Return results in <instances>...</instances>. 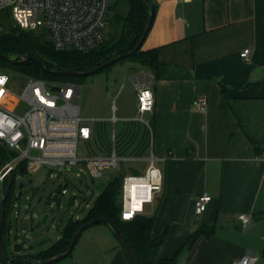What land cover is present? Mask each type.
<instances>
[{"label":"crops","instance_id":"obj_1","mask_svg":"<svg viewBox=\"0 0 264 264\" xmlns=\"http://www.w3.org/2000/svg\"><path fill=\"white\" fill-rule=\"evenodd\" d=\"M149 1L154 12L142 49H154L162 67V76L153 77L154 109L137 122L136 107L117 132L119 121L112 124L121 157L145 159L151 152L163 174L145 215L154 216V230L165 240L147 262L177 254L175 264H229L256 255L264 247V0ZM243 49L250 50L248 60L240 58ZM141 71L152 75L144 66ZM200 95L207 98L204 111L193 105ZM100 141L94 134L87 144ZM203 193L210 202L197 215L194 199ZM15 208L13 200L5 213L4 250L31 256L34 247L21 241ZM240 214L249 219L245 228ZM201 228L212 233L185 249ZM92 235L90 251L76 254L81 264H133L108 226Z\"/></svg>","mask_w":264,"mask_h":264},{"label":"built area","instance_id":"obj_2","mask_svg":"<svg viewBox=\"0 0 264 264\" xmlns=\"http://www.w3.org/2000/svg\"><path fill=\"white\" fill-rule=\"evenodd\" d=\"M112 0H0V10L10 8V20L22 30L47 31V37L55 51L88 52L100 46L106 39L107 13ZM38 16L40 18H38ZM250 50L243 49L240 58L248 60ZM25 80L13 82L0 71V146L10 153L0 167V185L6 176L24 171L34 174L43 166L54 171L57 176L69 168L83 165L86 172L95 179L102 177L101 171L118 168L123 158L118 154L116 138L106 152L97 155H79V143L94 139L93 119L82 118L77 100L80 88L74 84H46L45 79L26 76ZM137 99L135 121L142 122L145 112L154 109L153 76L139 70L130 78ZM56 88V90H54ZM194 108L204 111L207 98L197 96ZM112 124L116 119L112 117ZM150 129V124L145 123ZM147 166L141 174L124 175L121 181L120 219L129 221L145 214L160 193L163 184L162 171L155 165L152 153L145 158ZM76 180L82 178L76 174ZM68 190L59 186L51 197L67 195ZM210 197L197 195L194 212L202 214ZM241 227L245 228L249 219L238 215ZM259 257L248 253L229 264H258ZM0 264H2L0 259ZM72 264H80L73 262Z\"/></svg>","mask_w":264,"mask_h":264},{"label":"rangeland","instance_id":"obj_3","mask_svg":"<svg viewBox=\"0 0 264 264\" xmlns=\"http://www.w3.org/2000/svg\"><path fill=\"white\" fill-rule=\"evenodd\" d=\"M113 2L114 0L111 1L107 13L108 26L105 31L106 39L104 42L108 41L115 28L114 14L116 10L112 7ZM0 18L4 19V24L12 25L9 7L0 10ZM38 18L40 17L38 16ZM39 33H44L47 36V31L43 28L39 30ZM141 66L140 62L128 57L96 73L76 80L45 79L46 84L70 83L79 87L80 95L77 100L79 114L82 118L95 121L94 134L101 141L96 145L94 143H79V155L84 156L87 153L97 155L102 148L109 147L106 142L111 143L112 141V117H116V120L119 121L114 126L117 132L123 123L122 118L135 116L137 99L130 78L134 73L141 70ZM0 71L6 73L13 82L26 79L22 72L5 64L4 61L0 62ZM0 153L6 157V160L10 156V153L1 146ZM118 165L116 169L108 168L101 171L102 177L99 179L92 178L83 165L73 166L58 176L54 171H50L47 166L41 167L34 174L16 172L12 186L16 207L13 211V217L17 221V212L21 214V230H23L21 241L24 239L28 242L29 247H34V253L47 248L59 238L61 231L70 221L81 219L88 214L89 209L94 205L109 179L119 174H141L147 166V161L140 158L128 159L120 161ZM76 174L82 178V184L77 182ZM20 183L23 184L22 187H19ZM63 185L67 188L68 194L52 198L51 194ZM2 193L3 185H0V198ZM71 198L74 199L72 204L69 202ZM45 214L48 215V218L43 225L40 221ZM30 215L33 216V221L29 218ZM103 226L105 225L97 223L82 231L76 239L70 255L51 264H72L76 261L81 264L82 262L77 260L76 254L84 253L86 250L90 251L91 244L93 241L95 242L92 233ZM256 253L261 257V250Z\"/></svg>","mask_w":264,"mask_h":264},{"label":"trees","instance_id":"obj_4","mask_svg":"<svg viewBox=\"0 0 264 264\" xmlns=\"http://www.w3.org/2000/svg\"><path fill=\"white\" fill-rule=\"evenodd\" d=\"M112 7L116 10L113 33L110 34L107 42L88 52L55 51L44 33L22 30L13 24L6 25L4 24V19L0 18V55L4 56V59L0 58V62L4 61L5 64L12 66L29 77L48 80L79 79L80 77L77 76L49 75L44 73L33 62L19 63L18 60L21 55H29L38 59L48 70L84 72L115 56L131 51L147 25L150 14L149 6L142 0H114ZM131 57L149 69L153 77L162 76V74H158L162 67L158 62L154 49L144 50L141 45ZM8 59L13 62L7 61ZM255 148L260 151L262 147L255 145ZM0 160L2 162L6 161V157L2 153H0ZM15 173L13 172L12 174L13 180ZM19 173L24 174L25 172L21 170ZM123 176V174H119L109 179L102 188L94 205L89 209L88 214L81 219L70 221L61 231L60 238L54 243L31 256H7L9 262L11 264H31L33 262L31 258L34 261H41L57 256L65 252L71 236L79 226L92 218H105L114 224L122 237L134 250L141 264H150L147 262V254L151 249L159 247L164 242L165 233L158 234L154 230V216L142 214L129 221L120 219V209L116 206V202ZM5 186L6 182L3 183V189ZM12 186L10 196L6 201L5 213L14 198ZM4 222L5 214L2 225L3 246L5 244L3 239ZM211 233V228L198 229L188 237L183 247L189 249L198 237L202 235L209 236ZM176 256L177 254L169 259L160 260L157 264H175ZM261 257L264 258V247L261 249Z\"/></svg>","mask_w":264,"mask_h":264},{"label":"water","instance_id":"obj_5","mask_svg":"<svg viewBox=\"0 0 264 264\" xmlns=\"http://www.w3.org/2000/svg\"><path fill=\"white\" fill-rule=\"evenodd\" d=\"M144 3H146L149 6L150 9V14H149V20L147 22V25L145 26L142 35L140 36L137 44L134 46V48L125 53V54H120L118 56H115L113 58H111L110 60L92 68L89 70H86L84 72H72V71H57V70H48L46 69L42 63L29 55H21L18 62L19 63H24V62H33L35 63L44 73L49 74V75H53V76H59V75H68V76H77V77H85L88 76L90 74L96 73L98 71H100L101 69H104L112 64H114L115 62L124 59V58H128L131 57L135 54V52L140 48V46L142 45L144 38L146 36V34L148 33L149 29H150V25L152 22V17H153V6L150 3L149 0H142ZM0 58L4 59L3 55H0ZM9 62H13L12 60H7ZM54 90H56V88H54ZM0 166H4V162H2L0 160ZM78 183L81 184V180H78ZM13 184V175L10 173L6 176V186L3 189V193L2 196L0 198V259L2 264H11L6 256L5 250H4V246H3V241H2V225H3V220H4V214H5V206H6V201L10 196L11 193V186ZM23 184L20 183L19 187H22ZM73 198L69 199V202L72 204L73 203ZM116 206L119 207L120 206V194H118V199L116 202ZM48 218V215L45 214L42 216L40 223L41 224H45L46 220ZM97 223H102L105 224L106 226L109 227L111 233L113 234V236L116 238V240L118 241L119 245L123 248V250L129 255V257L131 258L132 262L134 264H141L139 258L137 257L136 253L134 252V250L131 248V246L127 243V241L122 237V235L119 233V231L116 229V227L114 226V224L105 219V218H92L88 221H86L85 223H83L81 226H79L75 232L73 233V235L70 238L69 241V245L67 247V249L65 250V252L51 257L49 259H45V260H41V261H35L32 262L31 264H51L54 263L60 259H63L65 257H67L71 251V248L73 247L76 239L78 238V236L81 234L82 231H84L85 229L91 227L94 224Z\"/></svg>","mask_w":264,"mask_h":264}]
</instances>
